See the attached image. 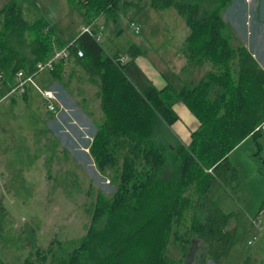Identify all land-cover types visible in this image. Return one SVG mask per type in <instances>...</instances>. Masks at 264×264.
Wrapping results in <instances>:
<instances>
[{
  "label": "trees",
  "instance_id": "1",
  "mask_svg": "<svg viewBox=\"0 0 264 264\" xmlns=\"http://www.w3.org/2000/svg\"><path fill=\"white\" fill-rule=\"evenodd\" d=\"M68 1L94 30L100 17L117 21L131 10L139 16L149 5L144 0ZM234 1H151L154 10L174 8L185 19L190 33L183 50L189 62L211 65L196 87L182 90L168 83L140 91L125 72L139 55L137 46H130L131 60L120 66L114 60L121 56L106 55L88 33L66 43L43 18L27 21L21 4L26 0H10L0 10V87L5 90L0 100L19 71L32 74L54 48L70 49L69 60L51 72L55 79L63 81L66 64L73 61L99 88L102 120L89 151L101 174L115 171L117 189L111 197L99 190L86 236L58 264H208L229 257L237 243L234 214L224 212L209 190L215 180L227 187L238 180L229 155L248 138L259 139L264 126V68L225 20ZM15 42L32 56L16 51ZM178 102L200 123L187 146L178 144L171 130L179 121ZM197 242L204 246L202 253H196ZM50 253L54 256L51 249L38 251L22 264H54ZM0 264H8L1 255Z\"/></svg>",
  "mask_w": 264,
  "mask_h": 264
},
{
  "label": "rangeland",
  "instance_id": "2",
  "mask_svg": "<svg viewBox=\"0 0 264 264\" xmlns=\"http://www.w3.org/2000/svg\"><path fill=\"white\" fill-rule=\"evenodd\" d=\"M151 1L144 0L149 5L139 16L133 15L131 10L128 16L120 15L117 21L106 17H100L103 18L101 23L96 21L105 26L102 47L106 54L114 56L119 46L123 55L129 56L130 46L149 40L150 46L142 45L149 60L151 56L171 57L173 49L180 45L183 32L189 28L174 8L158 12L151 7ZM26 2L50 26H55L67 39H74L79 13L68 0ZM1 7L4 8L5 4ZM66 15H71L67 25L66 21L61 23L59 20L60 16ZM224 17L235 38L243 43L248 40L251 46L249 43L247 45L261 57L258 54L264 53V0H235ZM132 22L140 27V34L135 33ZM184 24L186 27H183ZM17 43L15 50L26 56L24 52H29L18 49ZM54 49L53 55L58 48ZM261 59H264V54ZM129 64L126 74L132 78L133 73L137 83L145 84V68L136 60ZM198 68L190 67L186 72L171 70L168 75L175 80L180 76L196 86L200 76ZM82 69L77 67L78 72L75 71L76 77L71 85L67 83L66 91L74 101L69 97L68 100L64 98L63 91L60 93L65 105L75 107L77 112H81V85L88 80ZM35 82L40 87L37 80ZM60 84L65 83L60 81ZM31 86H28V100L17 101L15 108L18 115L12 117L14 120H8L5 131L0 123V144L6 143L0 146V255L8 264H22L27 257L34 259L36 252L47 253L51 249L54 256L50 253L48 259L58 264V258L68 256L86 236L99 190L107 197L115 193L117 186L113 179L116 173L109 170L101 174L89 150H85L89 149L86 145L94 136L89 135V131L93 132L94 128L90 126L89 130H85L83 115L78 113L77 118L74 117L77 124L72 125L73 120L64 116L58 122L62 129L58 128L53 125L48 113L47 100L39 89ZM137 87L142 88L140 85ZM77 93L80 98L76 96ZM95 93L96 88L91 89L92 98L88 102L92 119L99 125L102 113L99 112L100 99L95 97ZM29 107H32V111H29ZM54 133L57 137L52 135ZM82 137L88 138V142ZM235 154L242 163V168L237 167L238 180L229 183L228 187L214 183L210 189L214 202L226 213L234 214L233 223L239 217H245V207L258 205V210L264 201V130L259 139L250 138ZM210 170L207 172L211 173ZM195 245L197 254L204 251L202 243ZM177 249L181 254L179 246Z\"/></svg>",
  "mask_w": 264,
  "mask_h": 264
},
{
  "label": "crops",
  "instance_id": "3",
  "mask_svg": "<svg viewBox=\"0 0 264 264\" xmlns=\"http://www.w3.org/2000/svg\"><path fill=\"white\" fill-rule=\"evenodd\" d=\"M9 2H10V0H0V10L3 9V7H1L2 4H5V6H6ZM21 4H22L23 12H25L24 13L25 18H26V20H29V22H33L37 18L41 17V15H39L37 10H34L31 6H29L27 2H25V3L21 2ZM31 8L33 10H31ZM68 17H71V15L70 16L66 15L64 17L60 16L59 20L61 21V23L66 21V25H67V23L70 21V19H68ZM102 19L103 18H99L97 22L101 23L100 21ZM76 22H77V25L75 27L76 29H75L74 39L78 36L81 29L84 26H87V24L85 23V21L83 20V18L80 14H78V16H76ZM98 23L95 22V24L97 26H102V25H99ZM66 25H65V27H66ZM51 26H53V25H51ZM103 27H104V31H106L105 26H103ZM183 27H186L185 24L183 25ZM54 29H55V26H54ZM185 29H187V28H185ZM66 32L67 31H64V33H66ZM56 33L61 38V40L65 41L66 43H71L74 40V39H67L64 36V34L59 32L58 30H56ZM188 35H189V30L188 31L185 30L183 32V36L180 37V39H179L180 45L173 49L174 53H171V57L169 59H166L165 57H161V56H159V57H152L151 56V59L149 60L146 57V53L143 52V49H142L143 46L142 45L146 44L147 46H150V41L144 40L143 42L137 43V45H135V46L138 47L140 52H139V55L135 58V60L137 61L138 64H140L142 66V68H145L144 75L146 77V83L145 84L143 83V85H141L139 81L137 83V79H135V75L132 72H131L132 78H130L126 74L128 79L136 87H137V85L142 86V88L137 87L140 91H144V90L148 89V87H150L151 85H154L155 87L160 89V88L165 87L168 83H171L172 85H174L178 90H182L184 88L196 87L202 81V79L206 76L208 71L211 70V65L209 63L201 64L198 62H189L188 55L183 50V46L186 42ZM241 43H243V42H241ZM248 43H249V41L247 40L243 44H245L248 47V49L252 52V54L255 56V58L259 61L260 65L264 68V59H261V57L264 53L258 54L261 57L257 56V52L255 51L256 52L255 53L254 51H252L251 48L249 47L250 43H249V45H247ZM1 45H2V43H0V53L4 50L3 45L2 46ZM25 50L29 52V53L24 52L26 57L30 58L32 56V52L30 50H27V49H25ZM121 51H122V49L118 46L117 50L114 51V53H115L114 55L126 57L127 55H123V53ZM134 52H136V51H134ZM106 55H108V54H106ZM127 57H129L131 59V55H129ZM129 65L130 64H128L127 67L125 68V72H126V69L129 67ZM74 66H75V64L73 63V61H69L66 64V69H65V73H64V77H63V81H62L65 83L64 84L65 86L60 84V82L53 77L51 72L40 74L39 76L36 77V80L39 83V86L42 88L41 89L39 87L41 90H52L56 95L57 101L54 102V104L57 107V111L52 112L47 108L48 113L50 115V118L54 122L53 125H56L58 128H60L61 124H58V122L61 121L64 116H67L73 120V123H70L71 125L74 123L77 124V121L74 117H76L78 113H81L84 117V120L86 121L83 125L85 130H89L90 126H91V129L94 128L93 132H92V130L89 131V135L93 136V134H95V132L97 131V125L98 124L96 122H94V120L92 119L93 115H92L91 110L89 109L90 103L88 101L90 100V98H92L90 95V91L93 88H96L95 97H98V91H99L98 86L90 83L88 80H87L86 84L81 85L82 86V90H81L82 97H81V106H79V108L81 109V112H77L75 107H72V108L67 107L65 105V103L60 98V93H61V91H63L65 93V95H62L64 98H66L67 100H68V97H69V99L70 98L72 99L70 94L66 91V88H67V83H69V86H70L72 83V80L76 77L75 71H77V67L76 66L74 67ZM196 66L199 67L198 68V74H200L198 81H197L198 83L196 86L193 83L190 84L189 82L186 81L185 78H181L180 76H178L177 79L175 80V79L170 78L168 75V72L171 70L176 71V72H179V70H181V72H186L188 69H190V67H196ZM184 79H185V81H183ZM141 81L144 82V80H141ZM14 82H15V84L17 83L16 76L14 78ZM134 82H136L137 85ZM28 86L26 87V93L23 96H20L19 94L9 96V92H10L9 91L0 100V123H2L1 128L3 131H5L7 129V124H9L8 120L9 119L14 120L18 115V114H16V108H15L17 101L21 100V99H25V101L28 100V96H27ZM34 89H35V87H34ZM3 91H5L4 88L0 87V93ZM76 96L78 98H80V95H78V93ZM76 102H78V101H76ZM31 109H32V107H29V111H32ZM175 111L179 116V121H177L172 126V133L176 136V138L178 140V144H180L182 146H187L191 142L192 133L199 128L200 123L195 118V116H193V114L189 111V109L181 102H178L177 104H175ZM99 112H101V109L99 110ZM12 117H15V118H12ZM60 129H62V127ZM263 130H264V126L262 127V132H263ZM47 134L51 135V133H47ZM52 135L57 137L56 133H54ZM249 139L250 138L245 140L239 147H237L235 150H233L229 155L230 163L237 170H239L238 166H240L242 168V165H241L242 163H240V161L236 157L235 153H237V151L240 150L241 147L244 144H246ZM82 140H87V142H88L89 139L88 138L83 139V137H82ZM92 140H93V137L88 142L89 145H86V146H89V149H90V144H91ZM9 143H11L10 140H9ZM9 143H7V146H9ZM1 145H6V143H2V144H0V146ZM89 153H90V151H89ZM233 157H234V160H233ZM214 183H217V185H220V186H224L223 184H221L219 181H216V180L212 183V185ZM210 191L211 190H209V195H210ZM257 207H258V205H256L255 207H254V205H252L251 207H245V209L247 210L246 211L244 209L245 210V213H244L245 217H243V218L239 217L238 219H236L235 223H233L234 219L231 221V228L236 227V229H237V243H236V246L231 251L229 257L221 260L220 263H216L213 260H209L208 264H264V236L259 235L258 231L254 228V226L252 225V221H251V219H253V218H259L264 223V201L262 202L260 209L257 210ZM241 208H242V206H241ZM241 224L243 226H241ZM256 235H258L259 238L254 240V237ZM250 242H252V243H250Z\"/></svg>",
  "mask_w": 264,
  "mask_h": 264
},
{
  "label": "built area",
  "instance_id": "4",
  "mask_svg": "<svg viewBox=\"0 0 264 264\" xmlns=\"http://www.w3.org/2000/svg\"><path fill=\"white\" fill-rule=\"evenodd\" d=\"M132 26L135 28V33L139 34L140 33V27L136 26L135 23H132ZM98 30H94L92 25H87L82 28L83 33H88L93 38L96 40L97 43H100L103 41L102 37L104 36V27L103 26H98ZM77 56L79 58L84 57V52L79 50L77 52ZM70 58V49L67 47H64L62 49H58L54 55L49 58L48 60L44 62H39L36 65L35 71L31 74L28 73L25 70H21L16 74L17 78V83L15 86L10 90L9 96L19 94L20 96L24 95L26 93V87L28 85H32L35 88L39 89L41 92L42 96L47 100L48 103V109L52 112H56L57 108L54 104V102L57 101L56 95L52 90H41L35 80L36 77L39 76L40 74L47 73V72H53L57 63L60 61H67ZM130 58L129 57H124L121 56L118 60H114L115 63L125 65L129 62ZM3 75L0 74V81L2 80ZM252 225L254 228L258 231L259 235L264 236V223L259 219V218H253L251 219ZM259 236L256 235L254 237V240L258 239ZM252 243V242H250Z\"/></svg>",
  "mask_w": 264,
  "mask_h": 264
},
{
  "label": "bare ground",
  "instance_id": "5",
  "mask_svg": "<svg viewBox=\"0 0 264 264\" xmlns=\"http://www.w3.org/2000/svg\"><path fill=\"white\" fill-rule=\"evenodd\" d=\"M102 42H103V41H102ZM102 42H100L101 45H102ZM119 65H120V66H123V65H121V64H119ZM125 65H126V64H125ZM85 150L88 151L89 149H86V148H85ZM210 172L212 173V169L210 170Z\"/></svg>",
  "mask_w": 264,
  "mask_h": 264
}]
</instances>
